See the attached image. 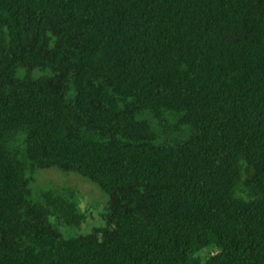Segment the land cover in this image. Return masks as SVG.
<instances>
[{
    "label": "trees",
    "instance_id": "obj_1",
    "mask_svg": "<svg viewBox=\"0 0 264 264\" xmlns=\"http://www.w3.org/2000/svg\"><path fill=\"white\" fill-rule=\"evenodd\" d=\"M0 264H264V0H0Z\"/></svg>",
    "mask_w": 264,
    "mask_h": 264
},
{
    "label": "rangeland",
    "instance_id": "obj_2",
    "mask_svg": "<svg viewBox=\"0 0 264 264\" xmlns=\"http://www.w3.org/2000/svg\"><path fill=\"white\" fill-rule=\"evenodd\" d=\"M186 134L187 131L183 130L175 136L180 138ZM36 190L37 193L50 191L67 198L73 197L77 201L80 211L85 213L88 221L85 225L88 223L89 225L86 227L84 225V231L83 228L80 230L61 228L60 230L65 236L84 234L93 226L101 224L100 215L104 213V195L94 183L73 173L64 174L57 169H49L38 173Z\"/></svg>",
    "mask_w": 264,
    "mask_h": 264
}]
</instances>
